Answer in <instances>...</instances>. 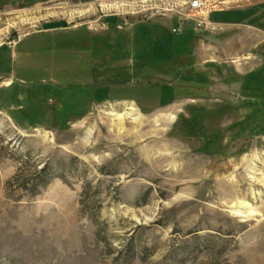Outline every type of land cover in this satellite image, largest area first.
Listing matches in <instances>:
<instances>
[{
	"label": "rangeland",
	"instance_id": "rangeland-1",
	"mask_svg": "<svg viewBox=\"0 0 264 264\" xmlns=\"http://www.w3.org/2000/svg\"><path fill=\"white\" fill-rule=\"evenodd\" d=\"M203 1L0 0V264H264V0Z\"/></svg>",
	"mask_w": 264,
	"mask_h": 264
},
{
	"label": "crops",
	"instance_id": "crops-1",
	"mask_svg": "<svg viewBox=\"0 0 264 264\" xmlns=\"http://www.w3.org/2000/svg\"><path fill=\"white\" fill-rule=\"evenodd\" d=\"M259 16L260 17H262V18H264V8L262 9H260V11H259ZM174 23H175V21H173ZM40 32H43V31H40ZM29 36H31V35H29ZM29 36H25L24 38H22V39H20L19 41H17L16 43H15V45L14 46H12L11 48H10V50H11V52H12V55L13 56H16V55H20V56H29L30 54H32V52L34 51V50H32L33 48H31V46H23V47H21L20 49H19V53H17L16 51H17V48H19V46L20 45H22V43H24V41L29 37ZM17 53V54H16ZM21 65H23V67H25V63L23 64V62H21ZM15 74H14V71H12V70H2V69H0V91H2V93L0 94V100L1 99H11V97H12V95H13V91H14V93H15V97H16V99H23V98H25L26 97V94L25 95H23V93H21L20 91H15V90H13V91H9L10 89H11V87L14 85V82H15ZM17 92V93H16ZM1 102V101H0ZM133 103V102H127V101H124V102H122V103ZM2 104V103H1ZM134 104V103H133ZM132 104V105H133ZM96 105V103L95 104H92V107H94ZM92 107L90 108V110H89V112L87 113V114H89L90 113V111H91V109H92ZM10 109H14V107H13V105L11 104V106H10ZM139 109V108H138ZM140 110V109H139ZM87 114H85V115H87ZM84 115V116H85ZM81 116H83V115H81ZM10 117H12V116H10ZM77 117H80V116H77ZM13 119V118H12ZM53 122L52 123H54V122H57L58 123V121H56L55 119L54 120H52ZM48 128H51V125H49L48 124V126H47Z\"/></svg>",
	"mask_w": 264,
	"mask_h": 264
},
{
	"label": "built area",
	"instance_id": "built-area-1",
	"mask_svg": "<svg viewBox=\"0 0 264 264\" xmlns=\"http://www.w3.org/2000/svg\"><path fill=\"white\" fill-rule=\"evenodd\" d=\"M206 6V2L203 0H189L187 7H184V9H179L180 11H178L177 9H173V7H171V10L177 14V16L180 18L181 20V25L180 27H172L171 32L174 35H178L182 32L183 26L186 25V23L188 22H194V27L198 28V29H204L206 30V25H207V21L204 20L201 17H197L194 13V11L199 10L202 11L203 7Z\"/></svg>",
	"mask_w": 264,
	"mask_h": 264
},
{
	"label": "bare ground",
	"instance_id": "bare-ground-1",
	"mask_svg": "<svg viewBox=\"0 0 264 264\" xmlns=\"http://www.w3.org/2000/svg\"><path fill=\"white\" fill-rule=\"evenodd\" d=\"M124 105L126 106V102L124 103ZM128 106V108L127 109H129V110H133L134 109V107H133V105L132 104H127ZM120 116V115H119ZM171 119V116L170 117H168L167 118V120L169 121ZM248 211L249 212H253V210L252 209H248ZM235 212L236 213H241L239 210H235ZM243 213V212H242Z\"/></svg>",
	"mask_w": 264,
	"mask_h": 264
}]
</instances>
